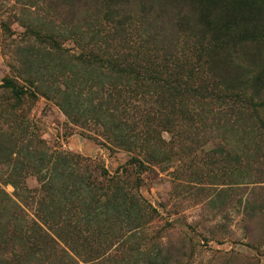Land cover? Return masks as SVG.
<instances>
[{
  "label": "rangeland",
  "instance_id": "1",
  "mask_svg": "<svg viewBox=\"0 0 264 264\" xmlns=\"http://www.w3.org/2000/svg\"><path fill=\"white\" fill-rule=\"evenodd\" d=\"M257 41L264 0H0V264H264Z\"/></svg>",
  "mask_w": 264,
  "mask_h": 264
},
{
  "label": "trees",
  "instance_id": "2",
  "mask_svg": "<svg viewBox=\"0 0 264 264\" xmlns=\"http://www.w3.org/2000/svg\"><path fill=\"white\" fill-rule=\"evenodd\" d=\"M234 14H232L231 16L235 19V18H240L242 20H244V22H248V20H251L250 18H248L246 16V14H244V12L242 10H238L237 8L233 9ZM254 30H251V32ZM215 39H218L217 37ZM263 45L262 42H256V44L254 46H252L251 51L250 52V61H251V65L252 66H256L258 67L257 69V73L256 75H254V79L258 80L257 78L260 77H264V51H263ZM221 49V46L216 49H210L208 51V55L207 57L210 58V63H206V67L208 66V72L213 75L214 77L217 78V82L222 85L227 91L233 87H235V85L240 84V81H238L236 75H227L226 71H228V68L225 67H219V65H215L213 66V62H214V58L217 55ZM216 54V55H215ZM214 56V57H213ZM257 62H259V64H257ZM225 99H229V93L227 95H223L221 97V103L225 102ZM253 108L256 110V108H260L262 107L264 109V104L259 103L257 104L256 102L251 103ZM257 117V116H256ZM259 118V117H258ZM260 123L262 124L263 128H264V119L259 118Z\"/></svg>",
  "mask_w": 264,
  "mask_h": 264
}]
</instances>
